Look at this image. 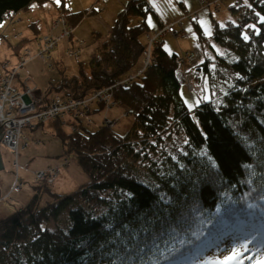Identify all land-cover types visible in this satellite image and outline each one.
Instances as JSON below:
<instances>
[{
    "label": "trees",
    "instance_id": "trees-1",
    "mask_svg": "<svg viewBox=\"0 0 264 264\" xmlns=\"http://www.w3.org/2000/svg\"><path fill=\"white\" fill-rule=\"evenodd\" d=\"M50 2L0 0V25L9 15ZM215 2L204 0L202 10L218 13ZM55 7L74 28L95 13ZM229 11L233 20L213 27L209 48L215 58L201 62L206 95L194 108L182 93L179 63L192 50L170 54L162 38L143 74L114 86L143 62L147 17L156 16L148 0H130L117 15L89 73L81 67L78 77L63 75L50 85L45 104L60 90L70 94L61 98L74 99L113 87V100L135 121L124 137L91 129L83 119L67 133L54 121L62 156H73L90 181L71 194H51L45 204L38 187L27 205L1 220L0 264H191L208 257L210 243L216 250L238 239L246 251L264 248V0H235ZM166 26L159 23L155 32ZM208 113L214 121L203 120Z\"/></svg>",
    "mask_w": 264,
    "mask_h": 264
},
{
    "label": "rangeland",
    "instance_id": "rangeland-1",
    "mask_svg": "<svg viewBox=\"0 0 264 264\" xmlns=\"http://www.w3.org/2000/svg\"><path fill=\"white\" fill-rule=\"evenodd\" d=\"M129 1L60 0L57 3L56 0H51L50 3L42 6H34L28 12H20L15 16L13 15L14 20L10 22L6 20L8 23L0 25V79L5 75H10L13 69L19 70L20 66L24 65L23 69L21 68L22 70L18 73L19 76L15 77L14 81L20 87L25 82V84L27 83V85L36 88V94L38 95L36 99H39L43 98L44 94L49 91L50 85L59 82L63 75L78 77L81 67L86 73H89V63L92 55L96 53L98 45L107 38L117 15L125 9ZM215 1L214 7L218 5L220 7L218 13H215V9L212 8L205 7L202 10V2L204 0H148L157 17L153 14H149L147 17L151 30L146 34L147 47L145 53H143V62L140 68L125 74L115 82L114 86H124V84L138 79L139 72L146 67L149 54L152 56L155 46L158 45L157 36L153 32L160 28L159 23L168 24L166 32H169L171 28L169 23L183 21L182 24L176 27L177 34L165 32L161 36L163 47L168 53L182 54L185 51H198L201 48V56L200 58L197 57L201 59V62L204 57L214 59L215 56L209 48L213 27L215 22L222 23L228 19L233 20L229 7L235 0ZM57 5H64L65 8L74 13L92 9L95 10V13L89 17H84L77 28L72 27L73 32L70 37H66V34L61 32L63 23L62 26L55 28L60 21L67 24L66 16L61 13L60 9L55 7ZM188 14L195 15L192 16V19L185 18ZM183 16L184 18H182ZM16 20L17 23L13 24ZM35 22L37 25H35V28L33 25V28L38 32L37 35L33 33V29L30 27ZM197 26H199L206 39L203 38L201 41ZM52 35H54V38L51 39L55 43H52V47L51 45L46 47V41L42 40ZM27 39H31V42L25 41ZM22 40L24 42L23 45H20V49H13L15 44ZM79 43L83 46H81V49L79 47L80 50L77 51L81 56L80 60L77 61L74 56L70 55L71 52L69 53L68 49L76 48L77 45H80ZM41 47H43V55L39 58L36 54H38ZM216 50L219 52L220 48L216 47ZM22 59H26V61L24 62ZM21 61L24 63L22 64ZM180 66L186 87L182 88V93L187 104L194 108L199 101L197 96L187 89L185 84L187 77L186 67L183 64H180ZM119 82L120 84H118ZM112 88H108V91ZM96 93L98 92L93 91L91 95L89 94L90 96L86 97L94 99L87 101L89 107L86 110L79 113L78 110L69 111L68 109V114L65 117H55L54 121H58L65 132L73 133L82 124L77 119V116L83 117L86 124L91 125V129L102 127L120 137H124L135 121L134 115L126 113L127 108L118 106L119 102L114 106L112 104L108 105L110 107L98 102L101 105L98 108L95 107L99 105L96 102L97 100H95ZM59 95L63 97L70 94L66 90H60ZM74 99L82 100L85 98ZM74 99L71 100L76 102ZM75 102L67 106L72 108L76 104ZM61 107L63 108V106ZM96 109L100 111L95 112ZM203 120L214 121V115L204 114ZM54 123H42L39 128H20L17 133L18 137L21 136L20 140L13 146L14 150H20V153L17 154L19 157L17 158L21 160L20 166L13 163L11 160L13 150L11 148L8 149L1 138L0 149L4 169L0 171V221L27 205L35 196L38 187L43 188L40 203L45 204L51 200V194H71L77 191L81 185L90 181L88 175L73 156H62L64 154L63 144L56 137ZM203 133L206 137L211 135L207 128L203 129ZM236 150L243 154L238 146H236ZM137 164L135 163V166L139 168V164ZM19 172H21V177L16 178L15 174H19ZM13 176L16 179L14 181ZM49 229L53 230L54 225L51 224ZM231 234L232 230L227 229L225 231V236L228 237L230 235V239ZM246 246L247 244L236 239L234 242H224L223 246L215 250L213 244L210 243L206 247L208 248V257L204 256L191 264H264V248L246 251ZM234 253L239 254L236 259L231 261L226 259L232 257Z\"/></svg>",
    "mask_w": 264,
    "mask_h": 264
},
{
    "label": "built area",
    "instance_id": "built-area-1",
    "mask_svg": "<svg viewBox=\"0 0 264 264\" xmlns=\"http://www.w3.org/2000/svg\"><path fill=\"white\" fill-rule=\"evenodd\" d=\"M104 1H108V0H104ZM7 20L8 22L14 20L13 15L8 16ZM15 22L16 21H14L13 24ZM62 23H63V28L61 32L65 33L66 37H70V35L73 32V28L71 26H68L65 22L60 21L56 26L54 24L55 28L62 26ZM170 25L171 26L169 27L171 28L169 29V32H166L167 31L166 29L168 28V26H166L163 29L157 31L156 33H153L155 34V36H157L156 37L157 42L161 39V36L165 32L177 34V31H175L173 28L174 24H170ZM51 38L53 39L54 35L46 37L42 40V41L44 40L46 41L45 44L46 47L47 45H51L52 47V43H55L54 40H52ZM199 49H200V53H199ZM199 49L198 51L185 52L180 57L179 63L183 64L186 67L187 77L185 80V84L187 86V89H189L191 93L195 94L198 97L199 101L202 102L205 97L204 67L201 64V59H199L202 53L201 48ZM77 51H79V49L69 50V53L71 52L70 55L74 56L76 60L79 59L78 56L79 53H77ZM36 55L39 58L42 57L43 47L39 48L38 54ZM22 60L24 62L26 61V59H22ZM23 61H21L22 64L24 63ZM151 63H152V56L151 54H149V58L146 62V67L139 72L138 74L139 77L143 74L146 68L150 66ZM23 66L24 65L20 66L19 70ZM19 70L15 68L11 71L10 75H5L0 79V126L3 125V129L6 130L2 137V142L8 149L11 148L13 152L16 150L13 149L14 148L13 146L18 143V140H20L21 137V136L18 137L17 135L21 127L36 128L40 122L45 123V121L48 119L55 120V117L59 118V116L65 117L68 114L67 113L68 109L69 111L78 110V112L80 113L89 107L88 105L89 103H87V101L94 100L91 98L90 99L85 98L82 100L74 99L76 100L75 102L71 100L73 98L69 97L67 99H64L58 96L48 104H45L44 98L36 99L38 97L36 95V88L32 87L31 85H27V83L25 84V82L22 83V87H20V85L15 83L14 80ZM118 84H120V82ZM127 84H124V86ZM112 89H110V91ZM108 90H109L108 88L106 89L103 88L101 90H98L97 91L98 93H96L95 96L96 98L95 100H97L96 101L97 103L99 102L106 106L110 104L114 106L116 102L115 100H113L112 93ZM72 102H75L76 104L72 108H69L67 105L71 104ZM61 106H63V108ZM77 119L82 120L83 117L77 116Z\"/></svg>",
    "mask_w": 264,
    "mask_h": 264
},
{
    "label": "bare ground",
    "instance_id": "bare-ground-1",
    "mask_svg": "<svg viewBox=\"0 0 264 264\" xmlns=\"http://www.w3.org/2000/svg\"><path fill=\"white\" fill-rule=\"evenodd\" d=\"M176 27H177V25L176 24H174V26H173V28H174V30L176 31ZM52 123H54V120H46L45 121V123L44 124H52ZM18 153H20V150L18 151V150H16V152H12V154H11V160L13 161V163H16L17 164V166H20V162H21V160L20 159H18L19 157L17 156V154ZM18 157V158H17ZM18 173V172H17ZM21 172H19V174H15V177L16 178H20L21 176V174H20ZM18 176V177H17ZM20 176V177H19ZM15 177L13 176V181L14 180H16L15 179ZM10 190H11V188H10Z\"/></svg>",
    "mask_w": 264,
    "mask_h": 264
},
{
    "label": "water",
    "instance_id": "water-1",
    "mask_svg": "<svg viewBox=\"0 0 264 264\" xmlns=\"http://www.w3.org/2000/svg\"><path fill=\"white\" fill-rule=\"evenodd\" d=\"M5 131L6 130L3 129V125L0 126V141H1V138L3 137ZM3 169H4V166H3L2 154H1V149H0V171H2Z\"/></svg>",
    "mask_w": 264,
    "mask_h": 264
},
{
    "label": "snow or ice",
    "instance_id": "snow-or-ice-1",
    "mask_svg": "<svg viewBox=\"0 0 264 264\" xmlns=\"http://www.w3.org/2000/svg\"><path fill=\"white\" fill-rule=\"evenodd\" d=\"M56 2L57 3H59L60 2V0H56ZM149 23L151 24V21L149 20ZM209 35H210V33H208ZM244 39H248V37L247 36H245L244 37ZM239 256V254L238 253H234V255L232 256V257H228V258H226L227 260H229V261H231V260H234V259H236V257H238Z\"/></svg>",
    "mask_w": 264,
    "mask_h": 264
}]
</instances>
